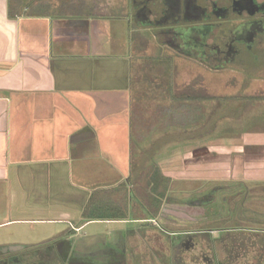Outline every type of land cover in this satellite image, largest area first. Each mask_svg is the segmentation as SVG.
Listing matches in <instances>:
<instances>
[{"label":"crops","instance_id":"obj_1","mask_svg":"<svg viewBox=\"0 0 264 264\" xmlns=\"http://www.w3.org/2000/svg\"><path fill=\"white\" fill-rule=\"evenodd\" d=\"M115 2L128 11L127 0ZM26 3L0 0V229H5L0 247L21 244L16 237L55 236L57 225H68L55 240L76 237L81 251L91 250L108 239L78 231L107 220L123 224L108 232L111 237L118 230L134 228L126 236L127 264H155L149 263L151 258L159 264H180L178 259H189L186 252L182 258L171 251L177 235L160 236L150 220L159 219L149 213L147 174L152 177L155 167L149 172V142H145L149 126L136 122L146 103L141 90L149 70V61L147 69L143 61L149 52L142 39H149L148 31L134 24L130 15H118L116 3L109 4L106 15L94 13L99 3L91 12L57 14ZM178 126L180 132L183 124ZM171 145L182 147L180 141L167 146ZM206 148L194 153L206 156L217 151L210 145ZM192 175L198 180L208 176ZM209 177L195 191L206 193L215 186L212 180L219 177ZM224 177L247 186L241 202L243 224L252 226L254 212L264 232V186L251 187L245 174ZM141 178L146 179L147 191L137 193L134 188ZM170 188L181 192L169 183L159 190L165 193ZM146 228L169 244L168 252L149 253L143 246L131 245L130 241L145 243ZM209 244L206 253L220 260L215 258L216 262L246 264L264 253V233L237 232L225 247ZM194 253L196 264H207Z\"/></svg>","mask_w":264,"mask_h":264},{"label":"flooded vegetation","instance_id":"obj_2","mask_svg":"<svg viewBox=\"0 0 264 264\" xmlns=\"http://www.w3.org/2000/svg\"><path fill=\"white\" fill-rule=\"evenodd\" d=\"M72 1L77 3V0ZM96 3L97 0H80L78 6L72 5L69 10L91 12L98 7ZM117 6L118 15H130L134 24L148 31V40L154 42L156 49L154 55H149V62L152 67L164 65L166 77L173 71L177 54L186 62H197L210 70H237L244 83L264 80V0H127L126 13L120 2ZM212 181L215 186L206 193L166 190L160 211L162 217L150 219L160 236L171 235L169 229L178 227L172 231L176 232L178 241L171 251L176 255L193 253L189 259H178L180 264H196L194 251L202 262L223 264L216 262L214 255L211 259L197 243L214 241L216 245H223L237 232L264 233L258 227V215L254 212L250 216L252 226L243 224L241 202L247 186L242 183L239 190L232 191L229 187L218 186L217 179ZM187 226L205 228H180ZM133 232L131 227L118 230L110 239L98 241L91 250L84 248V251H81L79 238L65 236L43 249L4 251L0 247V264H127L126 236ZM263 263L264 253L246 262Z\"/></svg>","mask_w":264,"mask_h":264},{"label":"rangeland","instance_id":"obj_3","mask_svg":"<svg viewBox=\"0 0 264 264\" xmlns=\"http://www.w3.org/2000/svg\"><path fill=\"white\" fill-rule=\"evenodd\" d=\"M79 1L77 0L75 4L72 0H26V4L32 7V4L35 3L41 12L45 9L49 13L57 14L63 13V11H72L69 10V7L78 6ZM97 3H99L100 8L94 10V13L106 15L111 9L109 4L116 2L115 0H97ZM65 4L67 5L65 6ZM87 5L89 4L87 3ZM142 40L146 43L144 44V51L149 52L151 56L154 55L156 52L154 42L148 41V43L145 37ZM149 55H145V61H143L147 66L146 69L148 68ZM150 64L151 61L149 62V70L145 69L147 71L144 75L145 83L141 90L146 95V103L142 109V114L136 118L137 123L149 126V134L145 140V142H149V172L153 171L154 167L159 166L160 174L170 177V179L160 178V180L167 181L171 187L181 188L182 191L199 189L201 185L203 186V180L212 179L209 177L210 174H216L219 177L217 179L220 182L218 186L229 187L232 191L241 184L229 182L225 180L224 176L245 174L250 177L249 182L253 184L250 185L251 187L264 186V80L244 83L240 79L242 78L240 77L241 73L237 70H210L197 62H186L177 54L174 56L172 78L166 77L164 65L151 67ZM138 76L140 77V75ZM142 92L138 93L141 94ZM177 96L180 100L174 102L172 99ZM178 124H183L180 132L177 131L181 127ZM143 133L148 132L141 134ZM141 134L139 133L138 136ZM161 134L166 135V137L163 139ZM168 138L170 139L168 140ZM177 141H180L181 148H177V145V147L175 145L167 146L168 143L176 144ZM251 142L257 144L252 145ZM207 145L214 147L217 151H211L206 156L201 153H194L195 149H207ZM193 172L208 176L203 180L200 179V181L193 177ZM204 172L208 174H202ZM147 175L150 183L152 178L157 180L159 174L153 173L152 177H150L151 173ZM145 180L142 178L138 180L134 188L137 193L147 191ZM153 185L152 183V187ZM250 203H253L252 199H250ZM121 214V216L126 215L123 212ZM119 226H123V224L104 220V222L89 224L80 232L78 231V234L87 233L95 238L110 239L111 236L108 232ZM171 228L169 229L170 234H175L176 232H172L173 228L178 227ZM180 228L196 230L205 227L187 226ZM67 229L68 225H57V234L45 239L43 237L37 240L33 237L28 238V240L27 238L21 240V238L16 237L22 243L14 245L25 247L20 251L43 249L48 244L53 243L57 235L67 231ZM4 230L0 229V235L4 233ZM213 232L215 235L218 234V232ZM146 234L145 243H132L130 241L131 245L143 246L140 248L147 252L156 251L157 254H162L158 251H169V244L157 235L155 230L151 231L146 228ZM197 244L202 251L209 252V243L198 242ZM8 245L11 244L4 246ZM187 255L189 258L193 253L190 252ZM152 262L159 264L160 261L154 258L149 259V263Z\"/></svg>","mask_w":264,"mask_h":264},{"label":"trees","instance_id":"obj_4","mask_svg":"<svg viewBox=\"0 0 264 264\" xmlns=\"http://www.w3.org/2000/svg\"><path fill=\"white\" fill-rule=\"evenodd\" d=\"M170 78H172V72H170ZM172 83V82H171ZM155 174H159L158 175V179L155 180L152 178V180L150 181V190H149V213H151V217H159L161 218L162 215L160 213L161 208H162V204H163V198L165 196V193L160 192V187L162 185H164L165 187L168 186V182L164 181V180H160V178H164V179H170L164 175H161L159 172V166L155 167ZM152 183L154 184L152 187ZM240 183H238L239 185ZM237 185V184H236ZM240 187V185L236 188V190H239L238 188Z\"/></svg>","mask_w":264,"mask_h":264},{"label":"water","instance_id":"obj_5","mask_svg":"<svg viewBox=\"0 0 264 264\" xmlns=\"http://www.w3.org/2000/svg\"><path fill=\"white\" fill-rule=\"evenodd\" d=\"M22 248H24V246L22 245H13V246L4 248V251H8V250L15 251V250L22 249Z\"/></svg>","mask_w":264,"mask_h":264}]
</instances>
